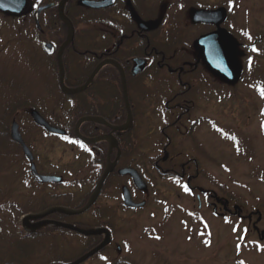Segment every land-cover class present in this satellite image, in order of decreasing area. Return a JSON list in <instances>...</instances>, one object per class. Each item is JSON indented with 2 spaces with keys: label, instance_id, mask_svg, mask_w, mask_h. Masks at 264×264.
<instances>
[{
  "label": "rangeland",
  "instance_id": "374dc122",
  "mask_svg": "<svg viewBox=\"0 0 264 264\" xmlns=\"http://www.w3.org/2000/svg\"><path fill=\"white\" fill-rule=\"evenodd\" d=\"M185 1L191 0H161L156 5L161 22L169 18L164 31L175 26L188 30L187 38H178L175 43L191 44L173 56L170 36L159 38L158 43L166 51L167 61L173 59L169 64L172 68L197 65L198 69L191 76H182L189 89L179 83L178 77L155 65L140 77V88L129 86L128 97L135 106V134L141 142L137 156L133 150L127 152L125 163L129 165L134 157L137 159L133 167L147 188L138 193L129 186L127 176L114 179L111 185L116 188L108 190L96 207L64 221L80 229L106 224L114 230L115 243L83 264H264V0H194L187 7ZM178 3H183L181 9ZM35 7L29 1L27 12L19 18L0 13V264H68L92 249L86 238L59 227H45L40 232L47 235L39 232L29 239L22 228L25 215L53 207L80 209L93 187L83 185L69 191L64 185H38L22 146L10 136L16 122L23 140L33 146L30 151L37 157L39 175H60L62 167L67 166L85 171L78 179L89 175L87 167L93 156L82 145L46 137L31 120L30 113L37 106L51 125L58 124L60 128L63 124L58 110L52 112L56 97L51 103L48 99L56 96L59 79L41 49L42 35L33 31ZM199 8L222 9L228 16L223 36L232 63L240 70L237 83L205 65L197 42L205 29L194 25ZM23 21H32V32L22 30L18 23ZM51 25L43 36L53 41L51 29L57 27ZM62 25L64 31L56 30L61 34L55 36L66 39L70 32ZM233 26L237 28L235 37L230 36ZM89 27L102 30L96 25ZM85 28L79 26L80 30ZM77 45L86 50L87 41L82 39ZM94 46L95 52H90L93 55L102 50L101 43L94 41ZM87 63H71V83L78 84L82 75H90L92 69ZM187 90L193 94H186ZM181 94L186 97L170 102ZM166 153L170 160L163 165V171L175 165L174 169L181 172V165L190 163V176L198 175L191 182L197 190L189 191L185 182L163 177L153 166V161ZM63 179L64 183L69 180ZM123 187H130L134 200L144 206L134 211L115 210ZM68 191L74 194L70 198H51ZM204 192L209 196L208 206ZM2 209L13 210L6 214ZM49 234L58 238L49 240Z\"/></svg>",
  "mask_w": 264,
  "mask_h": 264
},
{
  "label": "flooded vegetation",
  "instance_id": "af4514ba",
  "mask_svg": "<svg viewBox=\"0 0 264 264\" xmlns=\"http://www.w3.org/2000/svg\"><path fill=\"white\" fill-rule=\"evenodd\" d=\"M30 1H33L36 5V7L33 11V14H32V18H33L34 23L36 22L35 14H36L37 10H39V9L41 10V13L39 16V23H40V25L42 24V26L44 25V27L40 26V28H39V35L40 36L42 35L41 37L43 38L41 44L42 43H50V44L53 43L56 47V52H57L63 46L67 37H65L66 39L64 40V42L58 46L52 40L45 39V37L43 35H46V31L50 30L48 28V25L54 24V23H57V24L65 23L63 16L59 12V8L65 0H30ZM105 1L106 0H67L63 4V7H62L63 15L67 19L70 20V22L73 25L74 30H75L74 41L72 42V44L70 46H72V45L78 46L77 44L80 43L82 39H84L87 41L86 49L90 52H95V51H92L93 49H96V47L94 46V41L97 42V44L101 43L102 50L99 51L98 53H95L97 55H101V56L97 57L98 60L103 59V61H100L98 63V65L103 63V62L114 61L117 64H119V66H120V69H117L112 64L106 65L102 69V70L106 69L108 72V74L105 76V78L98 79L100 73L102 72V70H100V72L96 75L95 79L93 80V82L91 83L90 86L102 88L103 92L107 93L106 96L109 98H110V93H111L110 87H113V88L116 87L117 89L120 87L121 91H119V93H118L119 94L118 98H119V100H121L123 102V104L125 106V100L123 97V89H122L123 79H122L121 70L125 76L128 89H129V86L135 87V88L138 86L140 88L141 87V85L139 84V83H141L140 77L142 76V74L144 72L148 71L147 69L151 68L152 65L153 66L155 65L159 69L165 68L166 70H168V72L171 75L178 77L177 79H178L179 83L184 87H187V85H188V89H189L190 88L189 84L182 80V76L188 75V74H189V76H191L194 72L197 71V69H198L197 65L189 66V67L174 66L175 67V69H174V68H172V66L169 65L173 61L172 58H170V62H168L167 58L165 57V55L163 53L156 51V48L150 49L151 43L158 44L159 38H166V37L168 38L169 36L172 39L170 41V43H171L170 45L173 49V52H172L173 56H175L178 51L187 48L189 46V44H191L190 42H186V41L181 42V43H178V42L175 43L176 39H178V38H187V31L188 30L187 31L186 30H179L178 26H175L171 30L164 31L167 20L169 18L164 17L163 22H161V16L159 15V6L156 5L157 2H159L161 0H115L116 2L113 5L107 6L106 8H102V9H95V8H92L88 5H86V3H88V2L102 3ZM194 2H195L194 0L193 1L191 0L188 2L185 1V6L187 7V5H191V3H194ZM235 3L236 2L230 1V4H232V5H235ZM182 4L183 3H181V4L178 3L179 9H181V7L183 6ZM196 5H199V2H196ZM200 9L201 8H199L194 14V25L196 27L205 29L204 32L201 35H199L198 40H197L198 44L200 45V47L202 49L201 55L203 56V60L206 63L205 65L208 68H210L213 72L228 78L222 72L214 69L208 63L207 47L203 46L200 43V40L203 37L210 36L214 33L219 32L221 35V40H222L223 44L225 45L224 36H223L224 35L223 26L227 23L228 16L226 15V13L222 9H218V8L203 9V10H200ZM217 11H223L225 14V20L219 26H217L216 23H210V24L197 23L195 20L196 14L199 12H217ZM159 21H160V23H159ZM80 25H85L86 28L83 30H80L79 29ZM92 25L93 26L94 25L100 26L102 28V30L100 32L95 31L94 29H91L89 27ZM233 27H234V30L232 29V27L230 29V36L231 37L236 36L235 30H237V28L235 26H233ZM67 29H68V27H67ZM55 34L60 35L61 33L60 32L58 33V31L52 30V32H51V36H53L52 38L55 37V39H62V36H55ZM188 40H189V37H188ZM144 43H147V45L145 46V49L143 47ZM180 45H183V46L180 47ZM225 47H226V45H225ZM226 49H227V47H226ZM230 59H232V58H230ZM137 60H144L146 62V64L138 68V64L136 62ZM231 62H232V60H231ZM98 65L91 71L90 75L88 76V79L95 72ZM110 67H112L118 71V74H119L118 80H112L110 78V72L108 71ZM235 68L237 71V79L235 81H232V82L237 83L238 81H240L241 75H240V70L238 69V67L235 66ZM151 69H153V67ZM151 69H149V70H151ZM137 70H138V72H137ZM178 73H179V75H178ZM88 79H87V81H88ZM72 85H77V84H72ZM95 93H96L95 91H92V95L88 97V99L92 103H94L95 100L99 97V96H96ZM185 93L190 94L191 92H190V90L189 91L187 90V92H185ZM191 94H193V93H191ZM184 97H186L185 94L179 95L177 97L172 98L170 100V102H173V103L179 102ZM129 101L131 104V110H132V114H133L135 112V106L132 105L130 97H129ZM187 103L189 104L190 102H187ZM184 106L185 105L174 106L171 111L176 112L180 108H183ZM189 111H190V109L188 108L187 112H189ZM126 114H127V109H126ZM87 118L91 119V121L84 122V123H89V124L95 125V134H100L95 138H86L82 135V133L80 132V128L83 125V123L81 124L80 128L78 129L79 135H76V126L72 131L70 129L66 130L65 136L52 135V134L45 132V130L41 129V128H40V130H42L45 133L44 136H46V137L56 138V139L59 138L60 140L67 139V140H70L71 143L76 144L77 142H79L78 144L80 146L82 145L83 147L90 148V150L93 151V153L91 154L93 156V158H91V161H92L91 165H89L87 167V172H89V175L86 174V175H84L85 178L80 177L82 179H78L79 178L78 176H80V174L85 173V171L82 170V168L79 170H74L73 167L67 166V168L62 167V168H64V169H62L64 172L61 173L63 175V177L61 174L56 175L52 172H48L46 174L47 176L61 178L62 179L61 181L51 182V183L49 182V183L38 184V185L47 186L48 188H51L54 185H61V186L64 185L66 188L69 189V191H73L79 187L81 188L83 185L84 186L91 185L93 187H92V191L90 193H88V194H90L88 199H87V202H88L89 199L94 194L95 189H96V187L100 181V178H101L102 174L104 173V171L106 170L108 163L110 162V164L113 167V170H112L111 174L109 175V177L107 178V180L104 184V187L102 189V192H101L99 199L94 204V206L90 209V210H92L94 207H96V205L102 199L103 195L108 190L116 188L115 187L116 185H113V186L111 185L113 180L114 179H120V178L124 177V176L119 175L120 170L131 168V169L138 171L136 168L133 167L134 164L136 166L138 163V161L135 157H134V159L129 161L130 162L129 165L126 164L127 163L126 162L127 161L126 153L128 152V150H127L128 146L134 147L133 151L135 153V156H137V151L139 150V142H141V138H137V136L135 134L134 127L131 130H129L131 132L133 131L134 134L131 133L130 135L127 136L124 134L127 131H115L114 132L111 128L107 127L104 123H102L100 121V120H103L102 118H98V117H87ZM98 126H103L106 128V130L101 129ZM113 127H115V126H113ZM80 137L88 140L89 142L83 141ZM24 141H25V144L29 147V149L33 150V146L31 148L27 144L28 142H26L25 139H24ZM104 144H106L107 153H106V158H105L104 167H103V165L101 166L102 162H100L101 158L98 159V157L96 155H97V151L101 150V147ZM18 146L20 147V145H18ZM21 151H22V149H21ZM22 153H23V151H22ZM167 154L168 153H166L165 156L162 157L160 160H158V158H156L153 161V164H154L153 166H155V168H163V165L170 160L169 156ZM36 158L37 157L34 156L35 165H36ZM192 162H195L196 164H198L197 161H192ZM51 167H53V164H51ZM174 167H176V166L173 165V169H172V167L168 168L165 172H162L161 175L163 177H169V178H173L177 181L185 182V184H187L186 186L189 189V191L190 190L191 191L197 190V187H195V186L192 187L191 182L198 175L193 176V177L190 176V174H189L190 163L182 164L181 165V172L176 171L174 169ZM29 169H30V163H29ZM163 169H166V168H163ZM139 174H140V172H139ZM127 177L129 178L130 184H131V185L129 184V186L133 187L138 193H144V192H141L138 189H136V187L133 184L131 176L128 175ZM63 178H68L69 180H67V182L64 183ZM128 188L127 189L130 192L132 201L135 204H141V203L136 202L134 200L135 196H133L132 190L130 189V187H128ZM124 189H126V187L122 188V197L120 198L119 204L116 206L115 210H117V211L118 210L119 211L138 210V209H128L125 206L124 199H123ZM69 191L66 193H62V195H53L52 193H50L51 196L53 195V197H51V196L50 197L51 198H55V197L57 198V197H64L65 196V198H70L74 194H72L73 192L69 193ZM206 193L207 192L203 193V195L205 196L204 197L205 198L204 203H205V205L208 206V205H210V200H209V196L205 195ZM197 199L199 201L200 208H201L202 200H201L200 194L197 195ZM85 204L83 203L82 207ZM10 206H12V205H10ZM58 206H62V205H58ZM8 207H9V204H8ZM213 207L216 210L215 204H213ZM12 210L13 209H9L7 211H4L2 209V212L9 214L12 212ZM41 213L42 212L36 213V214H29V215H39ZM56 215H59V214H56ZM25 216H27V215H25ZM72 218H74V217L63 216V215H61V216L51 215L47 218L37 220V221L30 220L28 222L29 223L28 229H29V231L33 230L35 232L25 233V236L28 239L29 238H35L36 235H39V232L41 231L40 229H43L45 227H52V226H49L47 224V222H64V221L66 222L69 219L71 220ZM23 219H22V224H23ZM82 229H84V230L105 229V230L109 231L110 236H111V243L105 249L110 248L115 243L114 230L109 225L102 224L101 226H96V227L94 226L92 229H86V228H82ZM71 233H74V232H71ZM47 234L48 233L42 234L40 232V235H47ZM66 234H69V233H66ZM52 236H55V237H52ZM56 237L58 238V235H56V234H49L47 236V238L49 240H53ZM105 237H106V234H101L98 236H92L89 238L84 237V238H86L85 240L89 241L90 248H92L91 250H93L103 243ZM70 248H72V247H70ZM117 250L119 253L121 252L120 247H118ZM96 256H98V255H96ZM96 256H94V257H96Z\"/></svg>",
  "mask_w": 264,
  "mask_h": 264
},
{
  "label": "water",
  "instance_id": "95a60500",
  "mask_svg": "<svg viewBox=\"0 0 264 264\" xmlns=\"http://www.w3.org/2000/svg\"><path fill=\"white\" fill-rule=\"evenodd\" d=\"M66 1L67 0H65L61 4V6L59 8V12L63 16L65 23L70 28V33L68 35V38L65 41V43L63 44V46L57 52H56V48L50 43H42V50L47 57H53L56 54V57L58 60V66H59L60 89H61L63 94H65L67 96H71V95H77V94L85 92L89 88V86L91 85L93 80L95 79L96 75L106 65L112 64L115 67H117L118 69H120V66H119V64H117L114 61L103 62L96 68L95 72L92 74V76L89 78V80L87 81V83L84 86H82L78 89H74V90H70L66 87L63 54H64V51L66 50V48L73 42L74 37H75V30H74L73 25L71 24L69 19H67L62 13L63 4ZM115 2H116L115 0H106L105 2H102V3L88 2V3H86V5H88L92 8H95V9H102V8H106L107 6L113 5ZM27 6H28V0H0V13L6 14V15L19 16L26 10ZM40 13H41V10L39 9V10H37V12L35 14V19H36L35 23H36L37 28L40 27V25H39ZM195 20L197 23H207V24L216 23V25L219 26L222 22H224L225 14L223 11L199 12L196 14ZM200 43L203 46L207 47L208 63L214 69H216V70L222 72L224 75H226L231 81L236 80L237 79L236 68L233 65V63L231 62V59H230L229 54L226 50V47L224 46V44L221 40L220 33L217 32V33H214L210 36L203 37L200 40ZM136 62L138 64V68L146 64V62L144 60H137ZM138 70H137V72H138ZM121 73H122V79H123V85H122L123 97L125 100V106H126L127 111H128L127 123L121 127H113L111 125H108L104 120H101L102 123H104L107 127L111 128L114 132L115 131H127L133 127V116H132L131 105H130L129 98H128L127 83H126V79H125V76H124L122 70H121ZM30 116H31L34 124L37 127L44 129L45 132L52 134V135H57V136H65L66 135L65 131L51 126L40 115L39 112L33 110L30 113ZM83 121H91V119H84L78 123V125L76 127V135H79L78 129H79L80 124ZM10 136H11V139L15 143L22 146L26 159L31 163V165H30L31 175L38 183L45 184V183H49V182L50 183L51 182H59L62 180L61 178H58V177L39 175V173L37 172L36 166L34 164V156H33L32 152L30 151V149L28 148V146L24 143V140H23L22 135H21L20 130H19V126L16 122H13V124H12ZM81 139L83 141L89 142L88 140H85L83 138H81ZM112 170H113V167L109 162L106 170L104 171V173L102 174V176L100 178V181H99V183L95 189L94 194L92 195V197L89 199V201L87 202V204L83 208L78 209V210H73V209H68L65 207H54V208H50V209L42 212L39 215H27L23 219V224H22V228H23L24 232L25 233L35 232L33 230L29 231V229H28V227H29L28 222L30 220H33V221L41 220V219L47 218L53 214H62V215L71 216V217L72 216H80V215L88 212L94 206V204L97 202V200L99 199L100 194L102 192V189L104 187L105 181L108 178V176L111 174ZM119 175L120 176H128V175L131 176L133 184L136 187V189H138L139 191H142V192L146 190L147 186H146L144 180L142 179L140 174L138 172H136L135 170L123 169V170L119 171ZM123 199H124V204L127 208L138 209V208H142L144 206V203L135 204L132 201L130 192L127 188L124 189ZM47 224L49 226H52V227H57V228L59 227V228L65 229V230L75 232V233L83 235L85 237H91V236H98L101 234H106V237L100 246H98L97 248H95L94 250L89 252L87 255H85L81 259H79V260H77L71 264H83L84 262L88 261L90 258L95 256L96 254H98L100 251H102L104 248L109 246L111 243L110 233H109V231H107L105 229L85 231V230H81L79 228H76L75 226L67 225V224L59 223V222H47Z\"/></svg>",
  "mask_w": 264,
  "mask_h": 264
},
{
  "label": "trees",
  "instance_id": "16d2710c",
  "mask_svg": "<svg viewBox=\"0 0 264 264\" xmlns=\"http://www.w3.org/2000/svg\"><path fill=\"white\" fill-rule=\"evenodd\" d=\"M31 16V15H30ZM22 17V16H21ZM20 24L22 30H27L29 32H32L31 30V26L32 25V21H23L22 23H18ZM53 25V24H52ZM51 27H56L57 28H53V31L56 30H62L64 31V26L62 24H57L54 23V26ZM36 28V27H35ZM33 26V31H38L37 28L35 29ZM39 33V31H38ZM65 39H54L53 42L56 45H61L64 42ZM147 45V43L143 44V47L145 49V46ZM95 46H97L95 44ZM151 48H156V51L163 53L164 55H166V51L164 52L161 49V45L158 43H151ZM87 50V49H86ZM83 50L82 48H79L78 46H70L66 49V51L64 52V56H63V62H64V67H65V72H66V78H65V85L68 89L70 90H74V89H78L79 87L83 86L87 79L88 76H84L82 75L83 80L81 82H79L77 85H72L73 83L70 82L69 79V75H70V68H71V63H75V62H84L87 61V65L89 64L90 68L93 70L100 61H103V59L98 60V56L101 55H93L90 54V51H86ZM86 51V52H85ZM47 58V57H46ZM47 60L51 61L52 64V68H54V73L55 76L59 79V67H58V61L56 59V57H52V58H47ZM78 64V63H76ZM110 72V78L112 80H118L119 79V74L118 71L112 67L109 68L108 70ZM108 74L107 70L104 69L98 79H102L105 78V76ZM57 90V94L56 96H51L50 98V103L52 102V99H54L56 97L57 99V105L54 107H52L53 111L54 110H58L57 113L59 112L61 114V118L63 121V124L61 125L60 128L62 129H66V130H73L76 123L78 121H80L83 118H87V117H98V118H102L106 123H108L109 125L112 126H117L120 127L124 124H126L127 122V115H126V110L124 107V104L121 100H119L118 98V93L119 91H121L120 87L117 89L116 87H110V98L106 96L107 93L103 92L102 88L99 87H89L85 92L77 94V95H71V96H67L64 95L59 87V83L57 84L56 87ZM92 91H95V95L99 96L94 103H92L88 97L92 95ZM183 95V94H181ZM186 95V94H185ZM55 102V100H53ZM24 104L21 103V106H23ZM29 104H27L28 106ZM31 107V106H30ZM35 109H37V111L39 113H41V109H39L37 106H34ZM32 108V107H31ZM170 109V108H169ZM172 110V109H171ZM12 114V112H10ZM55 112V114H57ZM42 114V113H41ZM62 114H64V117L62 116ZM43 115V114H42ZM54 124H56V122L53 121ZM55 126L58 127V124H56ZM101 129L106 130L105 127L103 126H98ZM80 132L82 133V135L86 138H95L100 134H95V125L93 124H89V123H84L81 126ZM131 133L134 134V132L132 131H127L124 134L125 135H130ZM95 134V135H94ZM86 151L90 154L93 153L92 150H90V148H85ZM134 148L133 147H127L128 152L132 151ZM106 144L102 145L101 150L97 151V157L98 159H100V162H102L101 166L103 165L104 167V162H105V158H106ZM161 158H158V160H160ZM102 167V168H103ZM157 170H159L161 173L165 172L163 170V168H156ZM56 216H61V215H56ZM53 263H60L61 262H53Z\"/></svg>",
  "mask_w": 264,
  "mask_h": 264
},
{
  "label": "snow or ice",
  "instance_id": "6c2138e0",
  "mask_svg": "<svg viewBox=\"0 0 264 264\" xmlns=\"http://www.w3.org/2000/svg\"><path fill=\"white\" fill-rule=\"evenodd\" d=\"M261 95L264 96V90L261 91Z\"/></svg>",
  "mask_w": 264,
  "mask_h": 264
},
{
  "label": "bare ground",
  "instance_id": "6f19581e",
  "mask_svg": "<svg viewBox=\"0 0 264 264\" xmlns=\"http://www.w3.org/2000/svg\"><path fill=\"white\" fill-rule=\"evenodd\" d=\"M70 21V20H69ZM64 24V23H63ZM65 25V24H64Z\"/></svg>",
  "mask_w": 264,
  "mask_h": 264
}]
</instances>
